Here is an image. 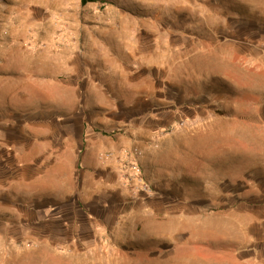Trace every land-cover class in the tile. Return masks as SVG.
I'll return each mask as SVG.
<instances>
[{
	"label": "rangeland",
	"instance_id": "obj_1",
	"mask_svg": "<svg viewBox=\"0 0 264 264\" xmlns=\"http://www.w3.org/2000/svg\"><path fill=\"white\" fill-rule=\"evenodd\" d=\"M0 264H264V0H0Z\"/></svg>",
	"mask_w": 264,
	"mask_h": 264
},
{
	"label": "trees",
	"instance_id": "obj_2",
	"mask_svg": "<svg viewBox=\"0 0 264 264\" xmlns=\"http://www.w3.org/2000/svg\"><path fill=\"white\" fill-rule=\"evenodd\" d=\"M86 1H91V0H82L83 3L86 2Z\"/></svg>",
	"mask_w": 264,
	"mask_h": 264
},
{
	"label": "crops",
	"instance_id": "obj_3",
	"mask_svg": "<svg viewBox=\"0 0 264 264\" xmlns=\"http://www.w3.org/2000/svg\"><path fill=\"white\" fill-rule=\"evenodd\" d=\"M81 160H84V157H83V155L81 156Z\"/></svg>",
	"mask_w": 264,
	"mask_h": 264
}]
</instances>
